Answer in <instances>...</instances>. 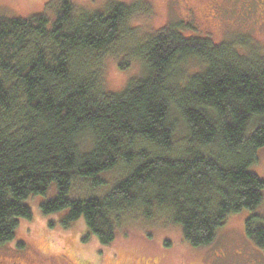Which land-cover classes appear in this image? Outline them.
<instances>
[{
	"label": "trees",
	"instance_id": "trees-1",
	"mask_svg": "<svg viewBox=\"0 0 264 264\" xmlns=\"http://www.w3.org/2000/svg\"><path fill=\"white\" fill-rule=\"evenodd\" d=\"M146 5L49 0L0 15V246L37 197L100 245L141 221L204 247L250 210L245 235L264 252V180L249 169L264 146V48L247 34L244 49L187 36L188 17L141 32ZM110 58L139 65L118 91L105 83Z\"/></svg>",
	"mask_w": 264,
	"mask_h": 264
},
{
	"label": "rangeland",
	"instance_id": "rangeland-1",
	"mask_svg": "<svg viewBox=\"0 0 264 264\" xmlns=\"http://www.w3.org/2000/svg\"><path fill=\"white\" fill-rule=\"evenodd\" d=\"M49 0H0V15L29 17L44 11ZM76 7L95 11L101 9L108 0H72ZM124 2L146 3L145 11L136 15L133 24L142 31H154L174 22V18L186 19L184 6L189 0H121ZM197 0L202 9L207 0ZM222 1V0H221ZM243 0H223L224 11L196 12L190 28H184L185 35L208 36L213 41H233L244 49L245 34L264 48V0L261 7L244 17L236 11ZM250 5L260 0H246ZM233 2V3H232ZM231 10V11H230ZM50 12V11H48ZM207 13V14H206ZM216 14V17L214 15ZM219 16L222 18L219 19ZM212 17V18H211ZM130 58H128L129 60ZM127 60V59H126ZM135 65L129 71L118 68L114 59L104 65L107 88L113 91L123 89L127 79L139 71ZM181 130V129H180ZM182 133V132H181ZM181 134L179 133V136ZM264 180V146L258 150V161L249 167ZM263 203L258 212L262 214ZM40 200L33 197L29 202L32 209L30 219H20L15 238L0 246V263L13 264H264V252L245 235L244 222L252 213L244 210L232 214L217 231L213 242L199 248L184 242L178 227L165 224H149L141 221L128 222L108 245H100L96 238L86 235L83 223L77 221L69 227L58 223V215H44ZM51 224V225H50ZM22 243V248L17 244Z\"/></svg>",
	"mask_w": 264,
	"mask_h": 264
},
{
	"label": "flooded vegetation",
	"instance_id": "flooded-vegetation-1",
	"mask_svg": "<svg viewBox=\"0 0 264 264\" xmlns=\"http://www.w3.org/2000/svg\"><path fill=\"white\" fill-rule=\"evenodd\" d=\"M190 2L187 3L185 6H184V10L186 12V14L188 15L189 18L193 19L195 15V13L198 11L202 14H205V12H208L210 13L211 11H218V12H222V9H223V12H227V11H224L225 9V5L224 7L222 8V2L223 0H207L205 6L200 9L198 6H197V0H189ZM226 1H229V0H226ZM233 1V0H232ZM262 1L263 0H260L259 3L256 4H252V8H251V5L246 1V0H243L242 1V4L239 6L240 9L236 10L238 12L241 13V15H243L244 17H247L249 14L251 15L252 12H254L255 10H257L258 8L261 7V4H262ZM171 2H174V0H172ZM203 4L205 3L204 0H202ZM233 3V2H232ZM263 8H264V5L262 4ZM253 9L252 11L250 10ZM262 8V7H261ZM231 11V10H230ZM264 11V9H263ZM207 14V13H206ZM214 17H216V14L214 15ZM212 18V17H211ZM222 17L219 16V19H221ZM21 262L19 261H14L13 264H20ZM2 264V263H0Z\"/></svg>",
	"mask_w": 264,
	"mask_h": 264
}]
</instances>
